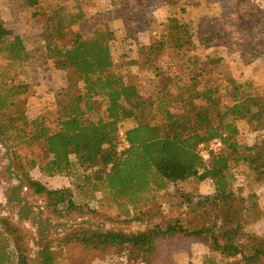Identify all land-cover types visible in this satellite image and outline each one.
Instances as JSON below:
<instances>
[{"label": "trees", "instance_id": "trees-1", "mask_svg": "<svg viewBox=\"0 0 264 264\" xmlns=\"http://www.w3.org/2000/svg\"><path fill=\"white\" fill-rule=\"evenodd\" d=\"M23 1L47 23L38 46L0 19V52L7 51L9 61L0 73V113L16 108L14 115L0 117V129L27 187L47 202L65 203L66 216L97 210L105 193L115 202L127 199L137 206L154 188L167 186L193 205V212H197L194 205L209 204L205 219L216 213L212 224L174 219L130 234L82 227L68 233L62 244L44 243L37 264H55L54 251L71 243L90 252L116 249L134 264H170L169 243L177 236L207 240L211 252L227 264H264V236L249 231L264 217V210L245 193L246 180L264 179V95L213 77L215 67H207L194 54L198 47L192 25L176 17L169 18L159 44L162 51L175 53L171 59L179 56L184 75L156 69L154 81L145 77L140 78L142 83H127L115 68L119 60L139 65L138 56L149 52L139 39L137 13L150 0H111L112 15L121 17L125 26L120 47L129 44L127 48L134 52L118 60L114 51H123L113 49L115 33L105 28L100 13L87 18L79 12L68 21L57 5L47 2L52 0ZM220 1L222 14L202 22L201 42L238 54L247 64L264 59V0ZM179 2L166 0L174 7ZM76 25L81 32L71 45H58ZM52 50L54 55L47 56ZM39 63L61 71L67 85L54 91L52 109L31 119L27 107L35 95L34 85L18 79ZM240 121H248L263 138L248 146L240 134ZM120 128L126 130L131 144L123 154L116 149ZM216 139L222 149L204 160L199 145ZM37 167L47 177L71 178L74 187L48 189L30 178L28 173ZM242 168L248 170L246 180L236 174ZM207 181L214 186L212 197L199 193ZM239 181L246 189L236 188ZM188 186L190 191H185ZM29 253L24 230L10 218L0 217V264H32Z\"/></svg>", "mask_w": 264, "mask_h": 264}, {"label": "rangeland", "instance_id": "rangeland-1", "mask_svg": "<svg viewBox=\"0 0 264 264\" xmlns=\"http://www.w3.org/2000/svg\"><path fill=\"white\" fill-rule=\"evenodd\" d=\"M8 1L10 0H0V19L6 21L7 25L14 33L26 37L25 39L31 41L35 40L34 42H37L39 46L44 26L47 23L46 18L34 16V10L26 7L23 0H13V5L7 10L5 7H7ZM110 7L111 0H71V18L79 12L84 13L87 18L100 13L105 23V28L115 33L113 49L117 48V50L123 51L120 54L114 51L118 60L119 56L121 58L124 53H129L131 55V53L134 52L127 48L129 44L125 43L121 49L120 45L122 46V44H119V42L123 41L125 37V26L121 17L112 15ZM6 12L13 15V22L6 19ZM221 14L222 5L220 0H182L176 7L166 3V0H150L147 7L137 13L139 19V39L144 45L150 48V50L147 54L143 52L138 56V66L132 68L130 65V68L126 69V67L129 66V62H122L119 60L115 70L124 77L127 83L131 84L138 83V79L143 78L145 75L146 79L154 81L156 69H164L171 74H181L183 72V62H181L179 56H174V59H171L175 53L172 51H162L159 44V41L164 39L167 32L169 18L176 17L190 23L194 30L195 42L201 44L200 31L202 22L206 18L219 17ZM80 32L81 29L79 26L76 25L71 27V30L66 33V36L60 38L58 45L70 46L72 40ZM210 47L204 48L203 55L206 56V53L211 55L210 58H213V62L210 63L211 66L215 67L214 71L216 74L219 73V75L222 76L221 79L224 83H236L232 75L234 71L231 70L233 65L227 57L228 54L226 50H212ZM52 51L53 52L49 53L47 56L52 57V55H54V50ZM191 53L193 54L192 50L188 52V55L190 56ZM129 54H126L127 57H130ZM7 57V51L0 52V73L4 72L9 67ZM44 66V69L50 68L49 65ZM211 66L208 65L207 67ZM20 67L18 64L16 65L17 70H19ZM18 82L27 81L20 77ZM43 83L46 92L62 89L67 85V82L63 79L57 81L52 76L50 79L44 78ZM15 113L16 108L13 107L1 112L0 117L7 118ZM94 115L96 116L97 113ZM29 116L31 117L30 114H28V117ZM244 125H240L243 132L248 128L245 129ZM4 152L5 150L0 147V184L2 180L8 184L5 186L3 203L0 205V217L10 218L24 230L25 236L28 237V247L30 248L29 258L32 260V264H37V256L44 243L52 241L54 245H58L59 243L62 244L64 243L62 241L63 238L68 233L76 232L82 227L91 230H101L103 232L112 231L130 234L144 231L156 225L165 226L174 219H180L184 224H186L188 220H194L195 224L198 225L212 224L215 219L216 213H211L207 219L203 216L206 209L210 207L209 204L203 205L202 202L199 205H194L197 212H193V205L189 206L185 199L181 197V194L170 186L164 189L154 188V192H152L148 198L141 199L137 206H133L127 199L115 202L109 194L106 195L105 193L103 204H101L97 210L87 209L88 212L84 215L74 214L73 216H66L65 203L57 204L55 201L47 202L45 197L34 194V192L27 187V182L21 175L19 161L15 159L12 152L14 170L19 173L24 180L25 188L22 191V196L26 197L29 203L42 206L45 209L43 216L44 220L46 221L49 219L56 225L54 229H50V235L42 236V234H45L44 228L33 223L31 220H20V206L9 200L11 189L15 184L10 181L6 173L8 164L4 162ZM20 156L22 157L23 154H20ZM28 174L31 179L35 180L34 176H31L30 173ZM236 174L239 177H243L244 180L248 179L247 169H239ZM58 179L61 180V182L53 184V187L57 189L66 188L69 185L74 187V180H71V178L60 177ZM251 179L250 183L247 182L248 180H246L247 183L245 182V185H247L246 188L248 189L245 193H249L248 195L251 196V199L257 200L264 207V179H262V181H254V177H251ZM36 180L38 181L39 179ZM240 184H242V181L236 183L237 189H246L240 187ZM199 190V193L202 195L214 196V186L211 181H207L204 186L201 185ZM185 191H190V187L188 186ZM198 200L199 198L195 201L196 204ZM202 200L203 199H200V201ZM221 213L222 212L219 211L217 215ZM184 214H186V216ZM57 225L61 226L58 227ZM249 231L263 237L264 217L250 227ZM211 251L210 245L205 239H187L182 236H177L169 243L168 261L170 264L228 263L219 254ZM54 258L55 264H134L132 261H127L123 253L116 249L90 252L85 251L81 245L76 243H71V245H66L63 248H57L54 251Z\"/></svg>", "mask_w": 264, "mask_h": 264}, {"label": "crops", "instance_id": "crops-1", "mask_svg": "<svg viewBox=\"0 0 264 264\" xmlns=\"http://www.w3.org/2000/svg\"><path fill=\"white\" fill-rule=\"evenodd\" d=\"M13 2H14L13 0L8 1L7 2L8 5H7V7H5V9L8 10L9 7L13 5L12 4ZM47 2H52L53 4H59V5H57V10H58L59 14L66 15L68 18L67 20L71 21V0H52V1H47ZM111 9L112 8L110 7V12H111ZM5 14H6L5 17L7 20H9L11 22L14 21L12 14L7 13V12ZM63 25H64V23H63ZM69 30H71V28H69L68 31ZM196 44H197L198 49L194 54L201 57V63L206 62V64L210 65V66H211L210 62H213V58H210L211 55L209 53H206L207 54L206 56L203 55L204 48L205 47L209 48L211 46L210 49H212V50H214V49H222L223 50V48H216V47H213L212 45H204L203 43H201V44L196 43ZM227 57L233 65L231 70L234 71V73L232 75H233V78L235 79L236 83L241 84L243 86L252 87L255 89V91L259 95H264V59H258L252 63L247 64V63H245L243 58L240 57L238 54H234V55L228 54ZM128 65L129 66L126 67V69H129L130 65L132 68L138 66V65L130 64V63H128ZM182 67H184V63H182ZM44 68H45V66H43L42 63H39L36 65V67H35V69H33V71H29L28 73L24 74L23 76H20L22 79H25L27 82L32 83L34 85L35 95L32 98H30V100H29L30 102L28 103V107H27V114L31 115V117L29 116V118H31V119L37 118L38 116H40L41 114H43L47 110L52 109L53 105H54V94H53L54 91H48V92L45 91V85L43 83L44 78L50 79L52 76L57 81L62 80V79L64 81H66L64 76H63V73L61 71L55 69L53 66L52 67L50 66L49 69H44ZM183 70H184V68H183ZM176 74L180 75V73H176ZM182 74L184 75L183 72L181 73V75ZM147 76H149V75H147ZM145 77H146V75L143 78H145ZM213 77L219 78L222 76H220L219 73H217V74L214 73ZM179 79H181V78L179 77ZM138 81H140L142 83L143 79H138ZM200 89L201 90L204 89L203 84H202ZM242 124L243 125L245 124L244 125L245 129L248 127L246 130H244V132L240 127V125H242ZM238 127L240 130L241 137L244 138V142L248 146H253L254 144L259 142L263 138V135L261 134V132L254 131V129L252 128V125L248 121L238 122ZM0 131H1V129H0ZM30 174H31V176L35 177V180L39 179L38 182H40L42 185H44L48 189H55L56 190L57 188L53 187L52 185L61 182V180L58 179L60 177H47V176H45L40 171V169L38 167L32 169L30 171ZM39 176H40V178H39ZM47 182H49V183H47ZM205 183H203L202 186H204ZM7 185L8 184L5 183L3 180L1 181V184H0V205L3 203V201H2L4 198L3 193L5 192V186H7ZM68 187H72V186L69 185ZM63 188H59V189H63ZM30 204L31 205H38V204H33V203H30ZM40 207L45 212V209L42 206H40ZM262 208L264 210L263 206H262Z\"/></svg>", "mask_w": 264, "mask_h": 264}, {"label": "water", "instance_id": "water-1", "mask_svg": "<svg viewBox=\"0 0 264 264\" xmlns=\"http://www.w3.org/2000/svg\"><path fill=\"white\" fill-rule=\"evenodd\" d=\"M0 143L6 149V161L8 162V167L6 173L10 176L11 181L16 184L11 191L9 200L20 206L19 219L20 220H31L38 226L43 227L47 232L50 228H54L56 225L53 221L47 219L44 220V211L39 205H31L26 197L22 196V191L25 188L24 180L19 173L14 171V160L12 156L11 147L3 138L0 131ZM33 215V216H32ZM60 227L61 225H57Z\"/></svg>", "mask_w": 264, "mask_h": 264}, {"label": "built area", "instance_id": "built-area-1", "mask_svg": "<svg viewBox=\"0 0 264 264\" xmlns=\"http://www.w3.org/2000/svg\"><path fill=\"white\" fill-rule=\"evenodd\" d=\"M223 144L220 140L216 139L211 142L201 143L198 147V151L204 160H208L212 152L220 151ZM131 148L130 141L127 137L126 130L120 128L117 133L116 149L119 154L127 152Z\"/></svg>", "mask_w": 264, "mask_h": 264}, {"label": "flooded vegetation", "instance_id": "flooded-vegetation-1", "mask_svg": "<svg viewBox=\"0 0 264 264\" xmlns=\"http://www.w3.org/2000/svg\"><path fill=\"white\" fill-rule=\"evenodd\" d=\"M0 147H2L4 150H5V152H4V162L5 163H7L8 164V162L6 161V149H5V147H3L2 145H1V143H0ZM7 167H8V165H7ZM7 167H6V170H7ZM15 171V170H14ZM9 176V175H8ZM9 178H10V176H9ZM10 181H11V179H10ZM12 183H13V181H11ZM15 184V183H14ZM16 186V184L14 185V187ZM13 189V188H12ZM12 189H11V191H12ZM14 203V202H13ZM33 216V215H32ZM57 228V227H56ZM51 229V228H50ZM54 229V228H53ZM44 233L45 234H42V236H45V235H50V233H51V231H49V232H47L45 229H44Z\"/></svg>", "mask_w": 264, "mask_h": 264}]
</instances>
